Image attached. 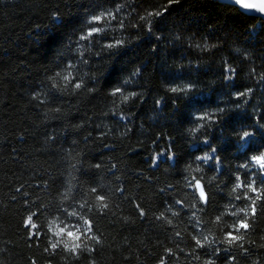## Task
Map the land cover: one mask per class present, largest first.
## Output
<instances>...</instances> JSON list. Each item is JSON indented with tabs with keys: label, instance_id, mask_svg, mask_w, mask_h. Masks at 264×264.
<instances>
[{
	"label": "trees",
	"instance_id": "trees-1",
	"mask_svg": "<svg viewBox=\"0 0 264 264\" xmlns=\"http://www.w3.org/2000/svg\"><path fill=\"white\" fill-rule=\"evenodd\" d=\"M260 153L264 20L0 0V264H264Z\"/></svg>",
	"mask_w": 264,
	"mask_h": 264
},
{
	"label": "water",
	"instance_id": "water-1",
	"mask_svg": "<svg viewBox=\"0 0 264 264\" xmlns=\"http://www.w3.org/2000/svg\"><path fill=\"white\" fill-rule=\"evenodd\" d=\"M219 1L236 6L237 8H239L241 12L264 20V0H219ZM197 185L198 183L196 184L197 193L200 196V198L203 200V198L199 194L200 189L198 188Z\"/></svg>",
	"mask_w": 264,
	"mask_h": 264
},
{
	"label": "snow or ice",
	"instance_id": "snow-or-ice-1",
	"mask_svg": "<svg viewBox=\"0 0 264 264\" xmlns=\"http://www.w3.org/2000/svg\"><path fill=\"white\" fill-rule=\"evenodd\" d=\"M237 95H239V93H237ZM201 116L203 115H206V114H200ZM252 159L260 164H264V153H260L258 155H255L252 157ZM198 188L200 189L199 191V194L201 195V197L203 198L204 202H206V198H207V193H206V190L204 189L203 185L201 183L198 182ZM249 188L252 189V191L255 193L257 192L258 190L255 188L254 185H249ZM32 220H33V217L29 216V217H26L25 218V225L27 226H33L32 224ZM241 225L247 227V223L245 221H241L240 222ZM59 231V230H58ZM70 237H75L77 234L74 233V232H69L67 233ZM234 235V234H233Z\"/></svg>",
	"mask_w": 264,
	"mask_h": 264
},
{
	"label": "clouds",
	"instance_id": "clouds-1",
	"mask_svg": "<svg viewBox=\"0 0 264 264\" xmlns=\"http://www.w3.org/2000/svg\"><path fill=\"white\" fill-rule=\"evenodd\" d=\"M170 90L173 91V92H177V91H179L180 89L177 88V87H172ZM112 91H113V92H115V91H119V89H113ZM128 95H133V93H129ZM127 98H128V96H122V97H121V99H125V100H126ZM199 127H200V125H196V126H195V128H199ZM195 128H191V129H189V132L195 131Z\"/></svg>",
	"mask_w": 264,
	"mask_h": 264
}]
</instances>
